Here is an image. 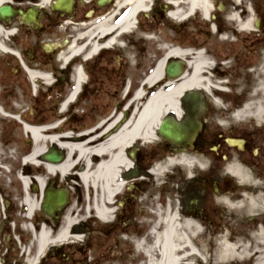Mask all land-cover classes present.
<instances>
[{
  "label": "flooded vegetation",
  "instance_id": "af4514ba",
  "mask_svg": "<svg viewBox=\"0 0 264 264\" xmlns=\"http://www.w3.org/2000/svg\"><path fill=\"white\" fill-rule=\"evenodd\" d=\"M189 3L0 0V264H15L21 254L23 262L26 249L31 250L34 244L36 226L49 220L59 226L65 217V211L62 216L61 212L45 215L41 207L27 214L31 209L24 202L26 189L15 176L12 179L5 158L16 150L23 157L25 145L15 149L14 144L17 147L25 142L32 146L24 124L45 120L49 126L54 120H65L76 106L75 118L91 120L89 126L82 123L88 128L85 132L96 129L97 121L121 113L123 120L117 122L116 130L134 111L138 89L146 93L175 82L168 72V66L174 64L184 76L192 75L199 58H204L207 65L202 72L210 85L188 89L206 93L207 110L201 120H178L200 124L191 143L175 144L156 134L157 138L148 144L150 152L147 145L137 149V161L133 162L136 172L121 196L113 199L112 219L101 221L90 215L76 228L85 235L80 243H56L49 255L59 259L64 256L62 264H150L147 250L153 241L155 207L168 206L181 216H194L208 227L221 228L222 224L215 220L221 218L219 212L226 214L227 207L213 208L211 187L218 194L217 200L234 190L244 193L250 189L253 195L259 192L258 206L253 202V208L244 215L234 211L230 217L241 216L252 228L264 217V116L257 120L253 110L250 117L235 115L243 106L253 109V104L264 97V0H210L206 12ZM2 8L8 11L3 14ZM112 39L113 43L106 45ZM89 41L100 42L95 53L86 51L63 58L61 53L72 42L83 45ZM156 71L162 82L147 86L145 78ZM73 90L78 93L75 104L68 106L65 115L55 117ZM52 92L56 93L53 97ZM118 92L120 100L109 112L106 102L99 108L98 101L103 99L100 93ZM43 100H53L51 117L40 108L39 117H34L37 102ZM123 103H127L126 107ZM86 109L100 117L86 118ZM134 154L132 150L133 160ZM177 155L201 157L205 166L169 167L163 177L170 179L171 197L159 196L150 210L142 208L141 215L133 214L126 197L133 193L136 182H145L159 162ZM234 167L242 171L241 175L232 170ZM50 185L49 182L47 187ZM28 191L33 194V182ZM132 195L139 198L136 191ZM39 213L45 219H40ZM85 245L93 252L91 260L83 255L71 259L65 250L75 246L81 250Z\"/></svg>",
  "mask_w": 264,
  "mask_h": 264
},
{
  "label": "bare ground",
  "instance_id": "6f19581e",
  "mask_svg": "<svg viewBox=\"0 0 264 264\" xmlns=\"http://www.w3.org/2000/svg\"><path fill=\"white\" fill-rule=\"evenodd\" d=\"M141 1L145 2L137 0L138 3ZM189 2L192 8L199 7L205 12L209 9L210 0ZM111 43L113 39L106 45ZM81 45L72 42L61 53L63 58L68 59L74 54L86 51L91 54V51L95 50V53L100 47V42L89 41ZM171 53L179 54V51L172 50ZM199 60L192 75H185L168 84V87L158 86L163 80L159 71L146 77L147 86L158 87L146 93L141 89L136 91L134 100L137 105L134 111L116 130L114 128L117 122L123 120L121 113L111 115L106 121H97L94 124L97 125L96 129L89 132H85L88 128L84 124L80 122L67 124L66 120H61L53 126H37L46 123L45 120H32L35 126L30 125L29 121L24 124L25 133L32 140V146L25 147L22 159L24 165L18 162L20 165L18 170L16 168L15 176L26 189L24 202L31 209L27 213L28 216L36 213L40 207L37 198L41 197L45 183L47 187L54 177L62 178L70 184L71 181L76 182L83 191L87 190L88 197L84 203L78 201L65 210L62 225L54 226L45 221L36 226L34 232L36 244L34 241L32 249H26L22 263L17 261L15 264H38L37 261L52 245L61 242L79 243L83 234L76 228L88 218V214L95 215L101 221L112 219L115 210L113 199L121 196L131 182L132 179L126 177V173L132 170L133 162L137 161L138 150L157 138L156 128L168 112L175 111L177 115L181 114L179 98L186 89L208 88L210 85V80L202 72V69L207 67L204 58ZM77 95L76 91H71L64 100L60 113L55 117L65 115L68 106L75 104ZM123 105L126 107L127 103ZM252 110L257 120L264 116V97L253 104V109L249 107L245 109V113ZM53 145L60 146L66 151L61 162L50 161L44 157L48 148ZM132 150H135V160L130 156ZM176 164L192 169L205 166V161L192 155L168 156L159 162L147 177L159 181L168 168ZM34 169L37 170L36 180L30 176V170H33V173ZM232 170L237 171L239 175L242 173L236 167ZM134 180L139 181L143 178ZM31 182L37 185V190L33 194L27 192ZM259 197V192L253 195L251 190L247 189L238 197L234 193H228L218 200L233 211L242 206H248L251 210L253 202L258 206ZM152 216L153 241L147 250L150 253V264H264V219L246 233H235L232 230L218 232L211 237L216 239L217 246L209 256L207 255L209 250L206 247L199 250L193 240V235L201 236L204 234L203 231H206L203 230V226H206L204 220L194 216L180 217L177 211L168 206L155 207Z\"/></svg>",
  "mask_w": 264,
  "mask_h": 264
},
{
  "label": "rangeland",
  "instance_id": "374dc122",
  "mask_svg": "<svg viewBox=\"0 0 264 264\" xmlns=\"http://www.w3.org/2000/svg\"><path fill=\"white\" fill-rule=\"evenodd\" d=\"M55 94H56L55 92H52L51 93L52 97ZM99 95L103 99H99L98 106H99V108H101L103 103L106 102L108 104V107L106 109L107 112H109L111 110L112 106H116L117 102H119V100H120V97H119L120 93L119 92L117 94H115V95L114 94L110 95V93H100ZM44 99H46V98H44ZM53 100H50L51 103L49 102V100H46V101L43 100V101L37 102L36 105L38 106V108H37V106L35 107L34 117H39V115H40V113H41V111L43 109L46 111L45 114L47 116L51 117V112L53 111V109H52V105H53L52 101ZM90 103L92 104V103H94V101H91ZM39 108L41 109V111H39ZM88 110L89 109H86V118H89V115H91L90 116L91 119H95V118L100 117L94 111L90 112ZM77 111H78V109L76 108V106L73 107V109H71V113L69 115H67V117H65L66 118L65 119L66 123L67 124H76V123L80 122V123H85L86 126H89L88 123L91 120L85 119V118L77 119V118L74 117V116H76L75 112H77ZM99 112L101 114H103V112L101 110H99ZM50 121H52V120H50ZM22 145L23 146L25 145L24 146V148H25L27 145H29V143L26 145L25 142H22L21 146L17 145V147H16V145L14 144V147L13 146L12 147L15 148V149H20V148H22ZM50 148H51V146H50ZM57 148L61 149L66 154V151L62 147L57 146ZM150 148H151L150 145L147 144V147H146L147 152H150ZM11 151H13V149ZM12 154H13L12 155L13 157L12 156L10 157V155H9V156H5V158H6V161H7V165L9 166L11 174H12L11 177L14 180V176H15L14 174H15L16 168L18 169V167L20 165L19 163H21V162H19L20 161L19 150H16ZM211 158L212 157H210L209 159H211ZM30 171L32 173L33 170H30ZM35 171H37V170L34 169L33 176L36 174ZM167 179L169 181H166V178L162 177L159 181H157V179L146 177L145 178V182H136L137 185L135 186V188L131 189V192L134 193L136 191L137 192V196L139 198L138 199L134 198V196L132 195L133 193H129L127 195V197H126L128 199V201L131 203V209L133 211V214H140L141 215L142 212H140L139 209H142V208H146V211L150 210V208H152L154 206V203L158 201L159 196H162L164 198L167 197V196L171 197V195L168 194V188L171 186L170 179H169V177H167ZM33 180H34V177H33ZM56 186H58V187L59 186H64L69 191L70 201H69V204H67L66 207H68L70 205H73V204H77L78 201L79 202L81 201L82 203H84L86 201V197H88L87 190L83 191L77 185V183L74 182V181H71V184H70V183H67V181H64L62 178H60V179L57 178ZM164 186H166V187L164 188ZM232 192L237 197L245 193V192L244 193H240L239 190H234ZM228 193H230V192H228ZM34 196L36 197L35 194H34ZM217 197H218V194H216L214 188L211 187V191H210L211 204H212L213 208L216 207V208L219 209L220 207H223L225 205L222 202L218 201L216 199ZM37 199H38V202H39L41 197L39 196ZM171 206H173V205H171ZM129 207H130V204H129ZM171 209L174 210V208H171ZM247 210L249 211V207L248 206H242L240 208L235 209L234 211L235 212L241 211V212H238L237 214L238 215H244L245 211L248 212ZM63 211L61 212V216L63 214ZM234 211L227 208L226 214L219 212V215L221 216V218H218L216 216L218 219L215 220V221L222 224L221 228H216L215 229V226L209 225V227L205 226L203 228V230H206L207 228H209V230L203 231L204 232L203 235H201V236L193 235L194 244L196 245V247L199 250H202L204 247H206L207 250H209V252L207 251V255L210 256V254H212V251L215 250L216 246H217L216 239H212L211 237H214L218 232L232 230L235 233H241V232L246 233V232H248V229H251L253 227L250 222L243 221L241 216H239V218L230 217V213L234 212ZM39 216H40V219H43V218L45 219V217H43L40 213H39ZM88 218H89V214H88ZM140 218H142V217H140ZM261 219H264V217L261 218ZM49 222H50L51 225H53V224L57 225L53 220H49ZM212 233H214V234H212ZM87 236L90 237L92 235L89 232ZM83 237L85 238V235ZM33 238H34V241H35L36 240L35 236H33ZM35 244H36V241H35ZM76 247H78V246L65 247V250H67V252H70L71 259L73 257H78L79 255H83L84 257L88 258V260L92 259L91 255H92L93 252L90 250V248L87 245H85L84 248H82L81 250H79V249L76 250L75 249ZM49 252H50V250L48 249L47 252H46V255L44 257H42L43 259L40 261V263L44 262L45 264H62V260H63L62 258L64 256L61 259H59V258H56L55 256H52L51 254L49 255ZM32 257H34V254H33ZM21 259H23V255L22 254L19 255V258L17 257L16 260H19L20 262H22Z\"/></svg>",
  "mask_w": 264,
  "mask_h": 264
},
{
  "label": "water",
  "instance_id": "95a60500",
  "mask_svg": "<svg viewBox=\"0 0 264 264\" xmlns=\"http://www.w3.org/2000/svg\"><path fill=\"white\" fill-rule=\"evenodd\" d=\"M8 8H2L3 14ZM168 72L171 76L176 77L179 70L176 64L168 66ZM183 109L186 112L184 120H199L205 111L203 95L200 91L190 90L182 98ZM175 115L171 113L166 116L160 124L159 134L175 144H181L190 141V137L197 132V127L192 121L187 123H177ZM62 155L55 149L50 150L45 158L50 161H60ZM68 202V191L66 189L54 190L49 189L46 192L43 202L44 212L48 215H54L55 212L62 210Z\"/></svg>",
  "mask_w": 264,
  "mask_h": 264
}]
</instances>
